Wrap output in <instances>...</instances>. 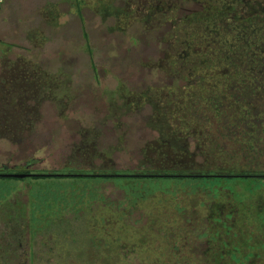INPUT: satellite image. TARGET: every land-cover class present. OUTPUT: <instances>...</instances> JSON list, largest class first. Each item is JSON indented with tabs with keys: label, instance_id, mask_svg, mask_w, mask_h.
<instances>
[{
	"label": "rangeland",
	"instance_id": "1",
	"mask_svg": "<svg viewBox=\"0 0 264 264\" xmlns=\"http://www.w3.org/2000/svg\"><path fill=\"white\" fill-rule=\"evenodd\" d=\"M170 1L181 10L170 11ZM215 1L264 13V0ZM57 3L49 41L0 52V165L151 168L155 145L167 141L188 142L199 162L231 156L264 170V25L230 30L246 73L227 78L204 70L219 55L218 27L193 28L191 47L170 39L195 6L187 0ZM256 56L261 66L250 64ZM216 142L229 154L213 153ZM3 179L0 264H206L204 254H264V184L214 192L212 180L178 178L147 184L144 199L131 201L116 180Z\"/></svg>",
	"mask_w": 264,
	"mask_h": 264
},
{
	"label": "trees",
	"instance_id": "2",
	"mask_svg": "<svg viewBox=\"0 0 264 264\" xmlns=\"http://www.w3.org/2000/svg\"><path fill=\"white\" fill-rule=\"evenodd\" d=\"M185 1V0H183ZM193 3L195 6L192 9L185 10L184 14L175 22L172 26L171 40L173 42L184 44L191 47L196 43L198 34L194 33L193 28L201 27V29L208 27L216 28L217 31L219 49L218 56H212L206 65H204L205 72L216 73L218 76H224L227 78H233V76L244 75L246 68L241 67V60L243 55L238 53L233 47L232 42L228 43L227 39L231 29L235 27H243L244 24H260L264 25V13H247L246 3L243 2L239 13H233L235 9V3L227 1H215V0H187ZM187 4V3H186ZM168 9L181 10V6L173 1H170ZM240 14V15H237ZM207 25V26H206ZM179 28V29H178ZM88 37V34L87 36ZM254 63H249L253 66L255 64L261 66L259 57H252ZM251 74H255L254 71H249ZM258 75L262 76L260 80L264 78V72H260ZM228 80V79H227ZM229 89L235 95L238 87L233 82L229 86ZM236 102L241 103L246 99L251 98L241 97L236 95L233 98ZM218 100V99H217ZM220 107V106H219ZM222 108V107H221ZM221 112L218 110V113ZM256 115L258 111H255ZM258 116V115H257ZM257 121H255L256 123ZM160 143V145H158ZM155 145V148H159V157L157 161H153L151 168L144 169H116L114 167H106L104 163L99 170H84L77 169L75 167L66 166L57 170H43L33 168L35 160L30 159L24 163L9 166L7 164L0 165V172H23L30 173L27 177H0V179L10 180H25L31 178L36 184L51 183L54 186L59 184L68 183V181H101V180H116L120 186L123 187L125 195L132 201V199H144L147 189V184H166L170 180L178 178L196 179V180H212L214 182V192H219L223 189H227L228 192H243L237 190L236 186L242 187L244 184L254 185L259 187L264 184V170L252 168L251 166L245 167L242 162H237L232 159L231 156H226L225 160L213 163L207 161L199 162L193 156L196 151H193V156L189 157L190 153L188 142L187 146H175L167 141H161ZM88 151L89 149H84ZM180 152V153H179ZM213 153H223L228 155L225 148L219 143L214 144ZM187 155V157H186ZM191 156V155H190ZM218 163V164H217ZM149 167V166H148ZM3 179V180H4ZM59 180L58 182H50L52 180ZM241 189V188H240ZM151 191L148 187V192ZM247 190H245L246 192ZM144 195V196H143ZM62 196V195H61ZM63 197V196H62ZM56 198L55 200L62 199ZM65 197V196H64ZM100 198V197H99ZM99 198L93 194L90 195L89 202H93ZM46 199V198H45ZM51 197L47 195V200ZM102 199V197H101ZM206 264H264V254H204Z\"/></svg>",
	"mask_w": 264,
	"mask_h": 264
},
{
	"label": "crops",
	"instance_id": "3",
	"mask_svg": "<svg viewBox=\"0 0 264 264\" xmlns=\"http://www.w3.org/2000/svg\"><path fill=\"white\" fill-rule=\"evenodd\" d=\"M57 4V0L54 4L52 0H4L0 6V52L9 48L33 52L43 37L49 41L51 22L59 14Z\"/></svg>",
	"mask_w": 264,
	"mask_h": 264
},
{
	"label": "water",
	"instance_id": "4",
	"mask_svg": "<svg viewBox=\"0 0 264 264\" xmlns=\"http://www.w3.org/2000/svg\"><path fill=\"white\" fill-rule=\"evenodd\" d=\"M31 175L30 173H23V172H0V177H27Z\"/></svg>",
	"mask_w": 264,
	"mask_h": 264
},
{
	"label": "built area",
	"instance_id": "5",
	"mask_svg": "<svg viewBox=\"0 0 264 264\" xmlns=\"http://www.w3.org/2000/svg\"><path fill=\"white\" fill-rule=\"evenodd\" d=\"M3 1H4V0H0V6L2 5Z\"/></svg>",
	"mask_w": 264,
	"mask_h": 264
}]
</instances>
